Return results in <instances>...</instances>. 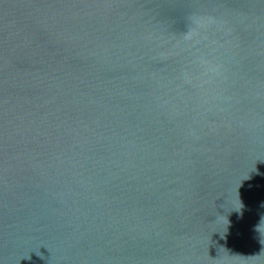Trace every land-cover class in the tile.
Instances as JSON below:
<instances>
[{
  "label": "water",
  "instance_id": "obj_1",
  "mask_svg": "<svg viewBox=\"0 0 264 264\" xmlns=\"http://www.w3.org/2000/svg\"><path fill=\"white\" fill-rule=\"evenodd\" d=\"M0 264H264V0H0Z\"/></svg>",
  "mask_w": 264,
  "mask_h": 264
}]
</instances>
